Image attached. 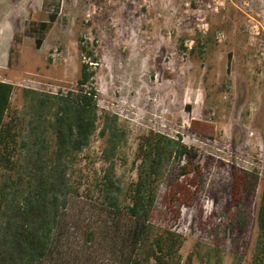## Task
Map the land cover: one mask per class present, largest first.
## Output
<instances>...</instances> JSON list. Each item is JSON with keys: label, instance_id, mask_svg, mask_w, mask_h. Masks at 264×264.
<instances>
[{"label": "rangeland", "instance_id": "1", "mask_svg": "<svg viewBox=\"0 0 264 264\" xmlns=\"http://www.w3.org/2000/svg\"><path fill=\"white\" fill-rule=\"evenodd\" d=\"M151 9L159 15L149 16ZM47 19L40 0H6L0 6V80L13 85L15 109L22 106L23 88L76 90L80 65L89 61L79 53L78 40L94 44L99 120L70 174L82 185L79 193L84 195L101 174L105 138L99 130L105 114L116 115L124 132L116 166L123 185L135 179L141 136L179 137L200 159L209 155L231 168L257 172L247 247L239 263L250 264L264 180V0H60L57 18L37 49L23 29ZM192 119L212 123L216 137L197 138L189 131ZM201 205L205 218L211 197L204 195ZM177 229L184 238V259L192 253L193 264L236 263L228 241L218 257L209 256L212 243L199 228L196 207L181 210Z\"/></svg>", "mask_w": 264, "mask_h": 264}, {"label": "trees", "instance_id": "2", "mask_svg": "<svg viewBox=\"0 0 264 264\" xmlns=\"http://www.w3.org/2000/svg\"><path fill=\"white\" fill-rule=\"evenodd\" d=\"M59 7L60 0H42L48 19L26 24L24 33L34 38L35 48ZM93 47L79 38V53L89 61L80 65L76 90L23 88L22 106L15 109L13 85L0 80V264H193L192 253L182 257L184 238L177 229L181 210L192 207L211 240L209 256L218 257L228 241L239 264L259 183L254 170L234 169L209 155L200 159L179 137L148 132L136 145L135 179L123 185L116 166L124 132L116 115L105 114L101 174L79 193L82 185L70 174L99 120ZM189 131L200 139L216 137L205 120L192 119ZM204 195L212 199L205 218ZM255 220L250 264H264V180Z\"/></svg>", "mask_w": 264, "mask_h": 264}, {"label": "crops", "instance_id": "3", "mask_svg": "<svg viewBox=\"0 0 264 264\" xmlns=\"http://www.w3.org/2000/svg\"><path fill=\"white\" fill-rule=\"evenodd\" d=\"M40 1H41V5H42V0H40ZM5 2H6V0H0V6L3 5ZM11 10H12V9H11ZM11 10H10V11H11ZM147 14H148L149 16L159 15L157 9H156V10H154V9L148 10ZM151 20H152V23L155 22V20H153V19H151ZM25 26H26V25H25ZM25 26H24V29H23V33H24V31H25ZM144 29H145V31H146L147 28H144ZM140 32H141V31H140ZM24 34H25V33H24ZM139 35H140V34H139ZM12 37L14 38V37H15V34H14V35L12 34L11 38H12ZM136 37H137L138 39H139V38L142 39L141 36H140V37H139V36H136ZM155 38L158 39V37H155Z\"/></svg>", "mask_w": 264, "mask_h": 264}]
</instances>
